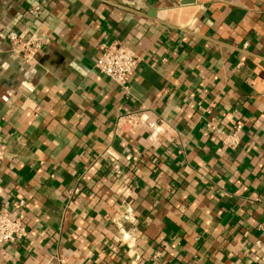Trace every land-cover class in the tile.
<instances>
[{
  "label": "crops",
  "instance_id": "crops-1",
  "mask_svg": "<svg viewBox=\"0 0 264 264\" xmlns=\"http://www.w3.org/2000/svg\"><path fill=\"white\" fill-rule=\"evenodd\" d=\"M183 2L0 0V207L28 233L0 264H264V0ZM10 32L48 41L27 62ZM114 42L128 91L95 67Z\"/></svg>",
  "mask_w": 264,
  "mask_h": 264
},
{
  "label": "built area",
  "instance_id": "built-area-1",
  "mask_svg": "<svg viewBox=\"0 0 264 264\" xmlns=\"http://www.w3.org/2000/svg\"><path fill=\"white\" fill-rule=\"evenodd\" d=\"M36 9H39V7L36 6ZM7 37L27 62L36 60L37 53L48 41V36L40 32L29 37H21L15 32H10ZM103 47V52L97 59L95 67L116 85L128 91L130 78L139 64V56L130 47L119 42L104 44ZM23 84L31 90L27 83L24 82ZM216 130L222 136V144L225 147L230 149L239 147L242 124H237L230 131ZM24 205L23 200L18 202V213L13 217L0 207V246L27 236V229L24 225L25 214L22 210Z\"/></svg>",
  "mask_w": 264,
  "mask_h": 264
},
{
  "label": "water",
  "instance_id": "water-1",
  "mask_svg": "<svg viewBox=\"0 0 264 264\" xmlns=\"http://www.w3.org/2000/svg\"><path fill=\"white\" fill-rule=\"evenodd\" d=\"M195 0H184L183 4H190V3H194Z\"/></svg>",
  "mask_w": 264,
  "mask_h": 264
}]
</instances>
